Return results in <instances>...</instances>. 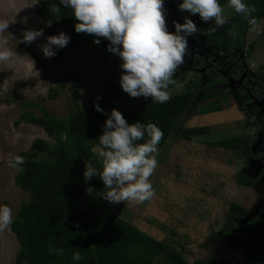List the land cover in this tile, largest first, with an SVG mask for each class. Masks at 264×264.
<instances>
[{
  "label": "rangeland",
  "instance_id": "374dc122",
  "mask_svg": "<svg viewBox=\"0 0 264 264\" xmlns=\"http://www.w3.org/2000/svg\"><path fill=\"white\" fill-rule=\"evenodd\" d=\"M40 1L43 0H0V20L9 22L7 32L14 37L8 47H13L17 54L10 61L0 62V205L9 206L13 218L28 195L13 184L14 170L7 161L11 155L26 151L34 139L50 141L41 128L23 122L22 113L36 117L46 113L62 119L75 106L80 110L89 109L99 97L109 111L132 109L153 101L150 97L133 98L125 92L105 94L104 81L117 55L111 53L102 60L99 46L94 43L96 37L83 52L73 50L68 42L57 64L45 57L40 45L47 43L48 24L36 14ZM223 8L226 17L235 13L228 5ZM164 9L168 10L169 25L174 32L173 21L183 23L185 14L179 10L177 0L164 2ZM202 24L215 23L202 21ZM257 28L264 30V12L257 20ZM26 29L43 30V35L30 44L16 43ZM60 32L68 36L63 28L52 29V35ZM201 33L199 29L187 38L184 63L177 69L185 75V82L169 85L166 89L169 96L181 92L189 81L198 80L200 86L205 82L201 71L190 68L194 55L200 57L197 48L202 53L205 51L206 43L201 39ZM245 44L239 52L241 77L220 86V94L212 91V98L198 93L179 118L180 127H203L206 131L191 136L173 131L158 145V166L150 177L154 195L142 204L131 201L113 204L104 199L107 189L98 193L88 185L74 205L75 216L93 208L105 215L113 214L169 247L186 264H264V223L258 226L257 235L220 234L229 204H237L246 210V216L239 224L263 209L264 165L246 158L239 151L212 145L223 139L243 138L253 153L264 146V114L254 99L250 107L243 106L240 91L243 82L253 78L264 64V31L257 34L251 27L245 32ZM223 58L225 56L221 55L209 57L211 63L219 65ZM73 82L77 94L75 103L69 90ZM209 101H213L218 109H203ZM90 150L100 158L96 146H91ZM260 171L263 173L255 187H239L234 183L237 173L256 177ZM88 188L92 189L91 193ZM17 250L13 234L9 230L0 232V264H15ZM153 263L165 264L158 257Z\"/></svg>",
  "mask_w": 264,
  "mask_h": 264
},
{
  "label": "trees",
  "instance_id": "16d2710c",
  "mask_svg": "<svg viewBox=\"0 0 264 264\" xmlns=\"http://www.w3.org/2000/svg\"><path fill=\"white\" fill-rule=\"evenodd\" d=\"M169 1L171 0H164L165 3ZM181 2L182 0H177L178 5ZM218 2L222 7L228 5V0ZM244 2L250 6L255 5L256 12L253 16L258 20L264 12V0ZM52 4L60 7L58 15L50 11ZM36 14L48 24L47 37L52 36V29L63 28L68 32L69 46L73 50L83 52L90 47L94 36L75 31L74 26L78 21L71 8L60 5L59 0L38 2ZM184 14L202 31L201 39L206 43L205 51L213 56L221 55L225 58L218 66L220 72L205 67L202 58H195L190 67L201 70L205 76L206 80L201 86L198 80H192L184 84L181 92L169 96L167 102L152 101L140 107L120 111L129 124L155 123L163 131L159 145L173 131L184 136L200 135L206 131L203 127H180L179 118L189 109L198 93L208 95L209 98L213 96L212 91L221 93L220 86L227 83V78L222 75L226 69L228 76H239V52L246 47L245 32L252 27L242 15L233 13L227 17L228 23L224 27H217L215 32H211L210 29L216 27L215 24H202L198 14ZM165 15L168 31L172 32L166 9ZM96 39H99L97 44L100 57L105 60L111 54L108 51L110 41L103 37ZM53 51L56 54L50 57V60L57 64L64 54V48L53 46ZM199 52L203 58H209L207 53ZM121 63L117 55L104 81L105 94L117 95L124 92L119 84L123 73ZM172 79L174 82H185V75L176 71ZM251 83L255 94H264V64L251 79ZM69 90L75 103L77 94L74 82ZM209 102L203 109H218L213 101ZM246 102L247 98L242 103ZM94 105H98L103 112L96 111ZM110 112L102 97H99L89 109L80 110L75 106L62 119L46 113L39 117L25 112L21 114L23 122L41 128L50 141L34 139L26 151L16 154L24 157L25 164L21 166L24 168L22 172L17 173L13 169V184L24 191L28 199L20 204L9 230L18 245L14 256L15 264H154L155 257L165 264H186L169 247L136 230L113 214L105 215L93 208L81 216L74 215V205L86 186H91L98 193L103 191L104 184L99 176H93L86 182L83 173L86 162H91L93 167L102 170L101 159L91 152L90 147L96 146L99 149L98 138L103 133L105 120ZM144 142L141 140L137 143ZM245 142L243 138H230L213 142L212 145L239 151L251 160L264 158V149L253 153ZM261 174L260 172L256 177H249L237 173L234 183L239 187H255ZM246 213L243 207L229 204L220 234L244 237L257 235L258 226L264 223V207L256 216L239 224ZM57 248L63 249V255L55 253L54 249ZM77 251L82 257L79 261L72 259L73 253Z\"/></svg>",
  "mask_w": 264,
  "mask_h": 264
},
{
  "label": "clouds",
  "instance_id": "9594fccd",
  "mask_svg": "<svg viewBox=\"0 0 264 264\" xmlns=\"http://www.w3.org/2000/svg\"><path fill=\"white\" fill-rule=\"evenodd\" d=\"M59 4L71 8L78 21L74 26L77 33L110 41L108 51L118 55L122 61L123 73L119 84L125 93L133 98L150 97L158 103L170 99L166 89L174 82L173 75L184 63L187 38L199 31L193 20L185 17L183 23L173 21L175 31L169 32L164 0H59ZM228 7L242 15L257 34L264 31L257 28V20L253 16L255 5L250 6L244 0H228ZM179 10L198 14L205 23L214 21L216 27L210 29L211 32L228 23L218 0H182ZM50 11L58 15L60 7L52 4ZM8 28L9 22L0 20V62L10 61L17 55L13 47H8L10 40H14L7 32ZM42 35L43 30L26 29L22 32V39L16 43L30 44ZM68 42L69 37L60 32L48 36L47 43L40 47L45 57H52L56 54L53 46L63 48ZM94 43H99V39ZM94 107L96 111L103 112L98 105ZM162 138L163 131L155 123L129 124L122 113L113 108L98 138L102 170L86 162L85 181L99 176L107 189L104 199L110 203L131 201L142 204L155 193L150 177L158 166V145ZM141 140L145 142L137 143ZM7 163L17 173L24 171L21 167L25 164L23 156L11 155ZM87 191L91 193L92 189ZM12 223V209L0 205V232L10 230ZM54 251L63 255V249ZM72 259L79 261L82 257L77 251Z\"/></svg>",
  "mask_w": 264,
  "mask_h": 264
},
{
  "label": "flooded vegetation",
  "instance_id": "af4514ba",
  "mask_svg": "<svg viewBox=\"0 0 264 264\" xmlns=\"http://www.w3.org/2000/svg\"><path fill=\"white\" fill-rule=\"evenodd\" d=\"M199 51H201L199 48H197V52H199ZM203 53H207L206 51H204ZM207 55L210 57V55H212V54H209V53H207ZM217 56V55H216ZM194 58H202V61L204 62V66L205 67H207L208 69H210V70H216V71H218V72H220L221 70L220 69H218V66H219V64H217V63H211V60L208 58V57H202V55H200V57H198L197 55H194ZM216 66V67H215ZM191 68V67H190ZM193 70H195V71H201V70H198V69H193ZM227 72H228V70L226 69V72H223V76L224 77H226L227 78V82H228V80H234V81H236V80H238L240 77H241V74L242 73H240L239 74V76H235V77H233V76H228V74H227ZM201 74H202V71H201ZM203 75V74H202ZM204 76V75H203ZM252 79V78H251ZM251 79L250 80H245L244 82H243V84H242V90H240V91H242V93H243V100H245V98H247V100H248V102H246V103H242L243 102V100H242V102H241V104L243 105V106H251L252 104H253V102H252V99H254V100H256L257 102L256 103H258V107H259V109H261L262 110V112H263V114H264V94H262V95H258V94H255L254 92H253V84L251 83ZM224 85V84H223ZM260 112V111H259ZM264 149V146H263V148L260 150V151H258V152H261L262 150ZM258 152H256V153H258ZM254 161H259L262 165H264V158H262V159H260V160H254ZM261 173H263V171H260ZM262 175V174H261ZM261 177V176H260Z\"/></svg>",
  "mask_w": 264,
  "mask_h": 264
},
{
  "label": "water",
  "instance_id": "95a60500",
  "mask_svg": "<svg viewBox=\"0 0 264 264\" xmlns=\"http://www.w3.org/2000/svg\"><path fill=\"white\" fill-rule=\"evenodd\" d=\"M170 2V1H169ZM166 4H168V3H166ZM167 10V9H166ZM168 19H169V16H168ZM171 28V27H170Z\"/></svg>",
  "mask_w": 264,
  "mask_h": 264
}]
</instances>
